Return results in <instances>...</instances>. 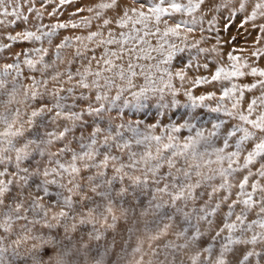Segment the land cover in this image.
Returning <instances> with one entry per match:
<instances>
[{
  "label": "snow or ice",
  "instance_id": "obj_1",
  "mask_svg": "<svg viewBox=\"0 0 264 264\" xmlns=\"http://www.w3.org/2000/svg\"><path fill=\"white\" fill-rule=\"evenodd\" d=\"M66 52L63 72L51 77L63 80L48 90L47 69ZM0 60L11 61L0 66V80L13 72L29 79L26 99L39 105L27 132H0V215L11 208L5 196L22 200L28 187L72 209L71 189L67 197L54 190L69 171L66 157L79 171L72 145L84 155L102 125L121 140L138 138L154 116L150 127L160 134L148 139L158 155L134 187L152 193L150 204L156 193L168 197L155 203L157 214L191 232L209 259L264 264V0H0ZM43 144L59 147L45 153ZM201 145L209 156L227 154L213 176L199 171ZM37 152L48 156L44 175L53 179L33 184L25 165ZM128 159L122 167H135L134 153ZM117 181L124 177L108 184ZM31 211L46 214L32 201L26 224ZM18 259L0 249V264Z\"/></svg>",
  "mask_w": 264,
  "mask_h": 264
},
{
  "label": "rangeland",
  "instance_id": "obj_2",
  "mask_svg": "<svg viewBox=\"0 0 264 264\" xmlns=\"http://www.w3.org/2000/svg\"><path fill=\"white\" fill-rule=\"evenodd\" d=\"M233 34L235 27L228 33L229 36ZM19 50L20 47H15L12 52ZM70 56L71 53L66 52L64 60L57 61L47 69L48 90L58 80H63V77H58V80L51 77L63 72ZM5 63L11 61L0 60V66ZM25 75H28L27 71ZM14 77L15 72L0 80V132L7 128H22L27 132L28 117L34 109L39 108L38 104L26 99V95L30 96L33 91L31 81ZM46 91L41 89V92ZM129 119L127 115L124 116L125 122ZM135 119L131 117L132 121ZM153 120L154 116L141 125L140 137L126 136L124 140L116 135L115 129L109 132L102 125L103 130L96 135V145L84 155L79 154L78 145H72L77 150L76 165L79 171L72 172L71 159L66 157L69 171L56 177L57 184L62 187L54 189L63 197H67L68 189H71L75 204L72 209H67L62 200L53 204L33 187L24 190L22 200H10L6 195L4 203H11V208L7 216L0 215V249L5 251V255L10 258L15 254L22 258L14 264H218L215 256L208 258V253L203 251L198 240L192 238L191 232L184 233L177 222L157 214L155 203H163L168 197L161 198V194L156 193V199L150 204L148 201L152 193L134 187L137 178L143 179L151 166L152 157L158 155L156 143L148 139L160 134L159 128L150 127ZM119 122L118 119L114 121L116 124ZM90 132L91 129H88L85 135ZM79 133L80 129H77V135ZM166 142L163 141L160 147ZM178 142L183 143V134ZM101 144L111 145L112 151L106 153L105 149H100L97 155ZM58 147L56 144L41 145L45 153L55 152ZM130 152L134 153L135 167H122L131 163L128 159ZM201 152L203 155L198 157L200 173L202 176L215 175L227 154L213 153L209 156L203 145ZM113 156L117 159H113ZM25 166L32 174L33 184L53 179L44 175L45 168L53 166L48 164L47 155L40 157L37 152L36 160ZM113 176H123V183L117 181L110 186L108 180ZM15 195L19 197V192ZM32 201L38 210L46 214L37 216L36 211L28 212L29 220L34 222L26 224L23 217ZM98 233L102 236L100 240L96 239ZM168 241H172L176 247H165Z\"/></svg>",
  "mask_w": 264,
  "mask_h": 264
}]
</instances>
